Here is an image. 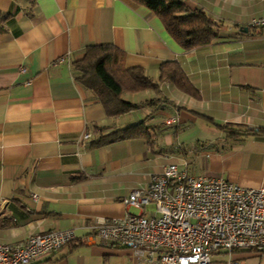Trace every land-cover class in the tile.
<instances>
[{
    "label": "crops",
    "instance_id": "1",
    "mask_svg": "<svg viewBox=\"0 0 264 264\" xmlns=\"http://www.w3.org/2000/svg\"><path fill=\"white\" fill-rule=\"evenodd\" d=\"M183 1L220 23L211 44L184 49L154 11L125 0H0V243L51 230L77 234L30 264H138L92 226L137 210L125 199L170 163L194 176L264 187V136L237 141L218 126L264 127V28L252 25L264 16V0ZM94 44L120 48L127 67L144 68L159 84L126 94L142 107L109 116L75 79L73 63ZM167 61L182 65L200 97L160 80ZM169 117L177 121L166 124ZM144 120L150 141L92 146L99 133ZM234 258L264 264L255 251Z\"/></svg>",
    "mask_w": 264,
    "mask_h": 264
},
{
    "label": "built area",
    "instance_id": "2",
    "mask_svg": "<svg viewBox=\"0 0 264 264\" xmlns=\"http://www.w3.org/2000/svg\"><path fill=\"white\" fill-rule=\"evenodd\" d=\"M252 25L264 28V16ZM176 121L169 117L166 124ZM125 202L141 212L92 228L104 243L131 250L138 264H241L235 251L264 255V187L194 176L170 163L147 187L132 190ZM76 237L69 228L32 234L19 244L0 243V264H30Z\"/></svg>",
    "mask_w": 264,
    "mask_h": 264
},
{
    "label": "trees",
    "instance_id": "3",
    "mask_svg": "<svg viewBox=\"0 0 264 264\" xmlns=\"http://www.w3.org/2000/svg\"><path fill=\"white\" fill-rule=\"evenodd\" d=\"M131 6H146L158 15L168 32L186 50L211 44L218 37L220 23L202 10L190 11L183 0H125ZM5 23L0 18V35L5 31ZM126 53L113 44H94L86 48L84 56L73 63L75 79L86 89L94 92L109 116L117 117L143 106L125 96L148 89H159V84L142 67H127ZM160 80L168 81L178 89L200 97V91L190 80L178 61H167L160 66ZM147 101L145 104H150ZM226 136L242 140L247 135L264 136V127L218 124ZM136 137L151 139L146 120L110 133H99L92 146L110 144L117 140ZM247 251V250H239ZM236 252V251H235Z\"/></svg>",
    "mask_w": 264,
    "mask_h": 264
},
{
    "label": "rangeland",
    "instance_id": "4",
    "mask_svg": "<svg viewBox=\"0 0 264 264\" xmlns=\"http://www.w3.org/2000/svg\"><path fill=\"white\" fill-rule=\"evenodd\" d=\"M149 207L152 209V208H154V205H150ZM133 212H135V213H138V212H139V210H138V209H137V210H136V209H134V211H133Z\"/></svg>",
    "mask_w": 264,
    "mask_h": 264
}]
</instances>
